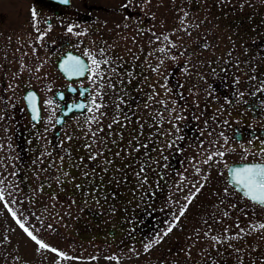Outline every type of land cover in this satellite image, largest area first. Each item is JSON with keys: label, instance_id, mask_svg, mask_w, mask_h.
Wrapping results in <instances>:
<instances>
[{"label": "flooded vegetation", "instance_id": "obj_1", "mask_svg": "<svg viewBox=\"0 0 264 264\" xmlns=\"http://www.w3.org/2000/svg\"><path fill=\"white\" fill-rule=\"evenodd\" d=\"M69 56L93 72L92 59L101 61V75L66 73L61 65ZM70 119L75 145L63 132ZM88 124L95 137L85 132ZM115 133L127 151L137 148L129 156L136 155L142 187L138 220L97 231L92 218L102 216L95 210L73 212L82 203L77 193L92 199L96 191L76 190L86 180L60 186L49 174L38 182L52 185L38 190L42 205H29L42 213L48 235L64 223L75 242L109 244L131 227L142 241L169 227L176 213L188 220L183 211L192 206H176L179 197L206 200L222 194L225 183L239 192L228 182L229 166L264 163V0H0V144L20 191L30 193L38 166L49 171L68 153L69 164L88 166L83 176L103 177ZM66 201L72 210L65 212ZM82 213L90 228L77 233L71 222ZM199 216L207 217L203 210Z\"/></svg>", "mask_w": 264, "mask_h": 264}, {"label": "rangeland", "instance_id": "obj_2", "mask_svg": "<svg viewBox=\"0 0 264 264\" xmlns=\"http://www.w3.org/2000/svg\"><path fill=\"white\" fill-rule=\"evenodd\" d=\"M51 28L52 25H50V30ZM74 123V119H70L63 127L65 136L68 130L71 132L69 141L71 145H75L76 141L74 136L76 133L72 128L75 126ZM84 130L88 137H95L92 124H88ZM45 141L46 138L42 139V143ZM123 141L122 134H113L111 145L114 154L109 157L105 166L99 167L102 170L100 175L103 173V177L83 176L88 166L81 165L77 168L75 163L69 164L71 161L68 159L74 154L68 153L64 157L60 156L58 162L57 158L51 161L47 168L49 171L42 173L38 166L39 171L33 176L34 183L32 182L30 193L20 191L11 166L2 152L4 145L0 144V193H2V198H0V264H19L24 260L21 257L26 258V261L31 264H264V228L259 227L264 224V208L252 203L226 183L222 194L211 196L206 200L195 195H192V198L179 197L176 206L186 200L190 207L192 206L191 212L187 208L183 211L188 220L183 221L182 215L178 219V213H176L175 217L172 216L169 220L171 231H168L167 223L159 229L158 233L142 241L138 239V236L142 235H137L129 227L128 231L131 234L123 236L124 238L118 235L109 240V244L77 241L76 243V239H72L74 236L70 230L63 229L65 224L60 223L61 219H54L56 224L60 223L61 231L56 228V235H48V230L43 226V220L40 217L42 213L30 209L29 205H42L41 200L39 202L37 199V196L41 195L38 190L52 187V185L49 182L45 184H38V182L44 181L49 174L57 175L60 186L75 185L79 181L86 180L85 183H78L80 188L76 190L82 192L87 190L88 193H92V190L96 191L92 194L97 197L94 196L92 199L84 197V192L77 193L76 198L82 203H78L80 209L77 207L73 212L79 210L83 212L84 205L95 210L97 216H102L100 219L95 215L92 218V222H95L93 228L97 231L105 233L109 227H116L122 220L128 222L138 220L137 210L142 187L139 185L137 176V161H134L136 155L129 156V154H136L137 148L127 151L126 145H122ZM86 149L88 145H82L81 151L88 154ZM124 149L125 152H123ZM30 194L36 196L32 201L29 198ZM173 199L172 205L175 204V198ZM201 202L204 208L201 207ZM69 205L72 204H67L66 201L63 211L72 210V206ZM41 210L45 213L44 209ZM201 210L206 213L207 217L199 216ZM16 222L20 228H16L14 225ZM28 222L35 224L28 225ZM20 223H23L24 228L32 232L40 241L43 239L47 244L45 240H50L52 243L58 240L57 244L49 243L48 248H41L37 242L35 244L34 240H30L31 236L25 235L27 232ZM71 223L77 233L90 228L87 225L89 222L84 219V213L81 219L78 217ZM120 228L122 226L119 230ZM59 233L61 234L60 239ZM52 249L57 250L55 254L51 252ZM19 251L24 255L15 256Z\"/></svg>", "mask_w": 264, "mask_h": 264}, {"label": "snow or ice", "instance_id": "obj_3", "mask_svg": "<svg viewBox=\"0 0 264 264\" xmlns=\"http://www.w3.org/2000/svg\"><path fill=\"white\" fill-rule=\"evenodd\" d=\"M63 3H68V0H62ZM35 10H33V16H35ZM68 31H72V27L68 28ZM103 52L101 51V55ZM87 55V53H86ZM101 61H97L95 58L92 59V64L96 65V71L93 72V69L86 65L82 60L77 57L69 56L68 59L61 65L66 73L75 74L78 76L84 75L87 71L94 76H99L101 73L99 72V65ZM102 63L107 64V60L102 61ZM28 101L32 104L33 112H36V97L34 94H30L27 97ZM51 103V101H49ZM76 108H84L85 105L77 104L74 105ZM34 119L37 117L34 116ZM219 155L223 156L224 153H219ZM230 174L232 177V183L236 185L242 192L243 195L252 201L264 205V163H250L240 167H234L230 169ZM0 198H2V193H0ZM15 215V213H13ZM21 227L24 228V225L21 224ZM260 228H264V224L259 226ZM24 230L28 233L29 236L32 237L33 240L39 244L41 248H48L49 246L43 241L37 240L36 236L32 234V232L28 231L27 228ZM168 231H171V227H169ZM52 251H57L56 249H52ZM60 255H64L60 253Z\"/></svg>", "mask_w": 264, "mask_h": 264}, {"label": "water", "instance_id": "obj_4", "mask_svg": "<svg viewBox=\"0 0 264 264\" xmlns=\"http://www.w3.org/2000/svg\"><path fill=\"white\" fill-rule=\"evenodd\" d=\"M70 111H66V112H63V113H60L58 114V116L56 117V124L57 126H60L61 123L63 122L64 120V117L69 113ZM56 135L58 134L57 132L55 133ZM246 164H249V163H238V164H232L229 166L228 168V182L233 185L241 194H243V192L236 186L232 183V177H231V174H230V169L234 168V167H240V166H243V165H246ZM249 199V198H248ZM251 200V199H250ZM252 201V200H251ZM254 202V201H253ZM261 205V204H260ZM264 206V205H262Z\"/></svg>", "mask_w": 264, "mask_h": 264}]
</instances>
